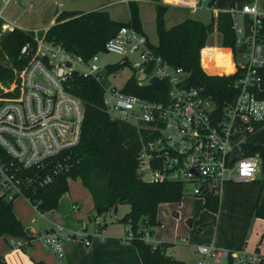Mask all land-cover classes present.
Listing matches in <instances>:
<instances>
[{
    "label": "built area",
    "instance_id": "built-area-1",
    "mask_svg": "<svg viewBox=\"0 0 264 264\" xmlns=\"http://www.w3.org/2000/svg\"><path fill=\"white\" fill-rule=\"evenodd\" d=\"M10 1L0 0V36L19 29L5 16ZM225 12L230 16L234 35V65L229 75L235 74L236 78L234 95L220 103L203 88L186 85L188 75L169 66L155 53L156 45L132 26L120 27L103 51L89 59L47 41V29L30 31L32 40L20 50L26 65L16 73L11 88L0 89V197L12 203L24 198L37 211L25 197V189L34 180L40 186L50 184L63 168L56 162L57 157L79 143L84 106L68 91L74 76L93 78L102 84V103L111 121L135 128L139 143L136 173L143 183L179 184L183 193L190 187L191 196L204 202L209 193L221 199L226 182L256 179L260 175V158L241 152L232 139L235 134L255 132L258 125L264 127V99L259 96L264 69V0H251L238 9L233 4ZM241 18L246 20V32L239 26ZM204 49L205 46L200 50L201 68L227 75L225 53L213 58L214 63L208 60L205 64ZM103 55H116L118 60L101 63ZM210 63L216 66H206ZM113 66L132 69L139 87L153 79H167L165 100L128 94L123 90L127 82L120 88L107 84L105 81L110 82L118 72H108ZM233 151L236 154L232 160ZM27 171L43 174L27 177ZM84 230L83 225L78 237L88 244ZM126 235L131 237L128 228ZM71 237L62 225L54 224L43 233L41 242L62 258V242ZM11 244L27 246L21 239L11 240ZM196 252V264H264V255L247 249V244L233 251L214 243L197 245Z\"/></svg>",
    "mask_w": 264,
    "mask_h": 264
},
{
    "label": "trees",
    "instance_id": "trees-1",
    "mask_svg": "<svg viewBox=\"0 0 264 264\" xmlns=\"http://www.w3.org/2000/svg\"><path fill=\"white\" fill-rule=\"evenodd\" d=\"M215 0H210L213 6ZM129 19L117 22L110 18L108 12L94 10L90 12L62 11L49 26L45 38L49 42L61 44L65 50L83 59H89L103 51L105 43L116 35L120 27L132 26L142 33L137 3L127 1ZM166 7L155 5V30L158 43L154 51L169 66L180 68L187 75L186 85L201 87L213 95L217 103L234 95L233 83L236 75H224L220 71L205 72L200 66V50L205 46L213 31V24H203L193 19H186L166 29L164 15ZM0 21V26H1ZM217 30L222 34L223 46H234V35L229 16L219 13ZM32 40V32L15 29L0 36V83H13L15 74L27 63L20 55L22 46ZM203 61L213 57L203 50ZM113 66L108 72L122 69ZM228 72V70H227ZM262 92L264 99V69ZM169 88L167 79H153L150 84L139 87L131 77L124 92L137 95L147 100L164 101ZM84 106L79 143L60 154L56 162L62 164V170L53 177V181L40 186L34 180L25 189V197L36 206L40 213L53 212L57 209L59 199L68 192V179H79L89 192L93 209L88 219H95L107 214L119 205H128L129 211L119 219L131 232L128 241L136 248L142 264H184L166 254L168 243L151 244L145 241L144 234L153 235L160 204H178L183 196V187L179 184H147L139 180L136 168V155L139 148L136 130L133 126L111 121L102 103L103 86L93 78L74 76L69 83V90ZM3 92L0 91V95ZM262 128L256 126L255 132ZM249 154L260 158V175L247 182H226L221 199L209 193L202 208L217 215L214 244L228 250H240L247 244L248 233L255 219L264 220V143L255 146ZM52 167V164L50 165ZM46 172L50 173L49 170ZM27 177L42 175L40 171H27ZM199 225L197 230L203 229ZM0 236L8 239L26 240L31 247L33 236H28L12 209V202L0 197ZM43 264V263H36Z\"/></svg>",
    "mask_w": 264,
    "mask_h": 264
},
{
    "label": "rangeland",
    "instance_id": "rangeland-1",
    "mask_svg": "<svg viewBox=\"0 0 264 264\" xmlns=\"http://www.w3.org/2000/svg\"><path fill=\"white\" fill-rule=\"evenodd\" d=\"M68 1L69 4L66 5V9L68 10L88 11L101 5L102 8L100 9L108 11L110 16L116 19L118 22H127L129 19L128 3L124 2L126 0ZM135 1H137L139 15L141 14L144 32L147 34L149 40L153 44H157L158 40L155 31V5L157 0ZM160 1L163 2L162 0ZM189 1L190 3L194 2V0ZM249 1L251 0H215L213 6H210V0H206V2L202 1L201 3L203 10L198 12L191 11L188 7H173L169 5L164 15V25L166 28H170L187 18L198 20L203 23H208L212 18V8H216L218 11H226L231 6V4L234 3V6L238 9L244 3H247ZM55 2H57V0H11L9 5L6 7L5 16L8 22H15L17 28L21 30L44 31L49 26L50 16L48 15V13L50 8L54 6ZM58 9L60 10L61 7H58ZM239 26L242 27L243 31L245 32L248 29L246 20H244L243 18L239 20ZM210 43L217 46L220 51L218 35L211 34ZM117 60L118 58L116 55L101 56V63H114ZM206 69L208 68L206 67ZM170 71L172 72L173 70ZM14 74L16 78V71H14ZM132 76V69L124 66L115 74L113 78L110 79V82H105L107 84H111L112 86L120 88ZM13 83H9L7 85H3L2 83H0V89L11 88L13 86ZM233 138L234 140H232V142H238V149L241 152H248L255 146L264 143V127L258 129L256 132L249 133L246 138H243V135L241 133L235 134ZM77 180L70 179L71 182H69V192L71 194L70 196L72 197L75 193L80 194V190H82L79 189L76 182H74ZM62 196L59 199L58 206L59 204H64L66 202V195L63 194ZM14 203L15 201L13 202V206L15 208L14 211L16 212V205ZM26 204L28 205V203ZM202 204L203 200L201 198H195L191 196L190 187H187L184 190L182 199L178 204H160L158 207L157 221L159 222V225L155 227L157 232L156 237L162 238V240L165 241H169L171 245L169 246L167 253L172 257L185 262L186 264H192L193 262L195 256L194 246L198 244H204L208 241L209 238L213 236L214 229L212 223L215 220V214L209 212L206 209H203ZM25 207L26 206L22 205L21 208L25 210ZM164 209L168 210V216L164 213ZM128 211V205H119L116 207V209H111L107 214L99 217L101 228L105 223L114 220L116 217H123V215ZM30 218H34L38 221L37 223L30 224L35 227L43 221L40 218V213L36 211L30 214L29 219ZM29 219L27 220L28 224ZM199 225L204 226L203 230H197V227ZM153 236L154 235H147L144 236V239L148 243H151V241L155 239ZM182 238H184L183 241ZM247 249H258L260 254L264 255V221L254 220L252 222L248 233Z\"/></svg>",
    "mask_w": 264,
    "mask_h": 264
},
{
    "label": "crops",
    "instance_id": "crops-1",
    "mask_svg": "<svg viewBox=\"0 0 264 264\" xmlns=\"http://www.w3.org/2000/svg\"><path fill=\"white\" fill-rule=\"evenodd\" d=\"M67 1L68 0H64V1L57 0L54 6L50 8L49 13H48V15L50 16L49 26H51L54 23L55 17L62 11L90 12L94 10H103V9H100L102 8L101 5L93 9H90L88 11L68 10L66 9V5L69 4V1L68 2ZM159 1L160 0H157L156 3H158ZM162 1L163 2L160 1V3H162V5L167 6L166 8H168L169 5L173 7H188L189 10L194 11V12L202 11L203 7L201 3L202 1L206 2V0H194V2L192 3H190L189 0H162ZM124 2H127V1H124ZM135 2L137 3V1ZM233 4L234 3H232L231 5ZM58 7H61V9L59 10ZM103 11H106V10H103ZM219 13L227 14L225 11H218L216 8H212L211 9V14H212L211 21L208 23H203L201 21L199 22L203 24L212 23L213 31L211 34L218 35L220 51L217 46L210 43L211 34L209 35L206 41V44H205L206 51L213 56L209 59V62L214 63L213 58L220 57L221 54L224 52L226 55V60L228 61V63L227 62L225 63V67H224L225 73L230 74L231 72H233L234 58H233L231 47L223 46L222 34L217 30V17ZM110 18L114 21H117L111 16ZM139 18H140V23L142 27V33L146 36L148 41L152 43L149 40L147 34L144 32L141 14L139 15ZM229 19H230V16H229ZM230 22H231V19H230ZM166 29H169V28H166ZM153 45H157V44H153ZM221 49H223L224 51H222ZM213 51H214V54H213ZM213 63H210L209 66L210 67L216 66ZM247 135L243 136V138H246ZM232 140H234V138ZM234 143L238 145V142L235 141ZM244 153H247V152H244ZM69 182H71L70 179H68V192L65 193L67 197L66 202L64 204H59L58 208L55 211L40 215V218L43 221L36 227L33 225H30L32 224L31 220L34 218L29 219L30 214L36 211L35 208L31 206L24 198L23 199L17 198L14 203L16 205V212H15L14 211L15 208L12 203V209H13L14 215L20 221L24 229L30 230L34 239L31 242V247L27 251H22L21 248L14 247L11 244V239H8V237L0 236V264H36V263H43V264H142L136 248L127 239L125 225L119 222V219H121L122 217L121 218L116 217L114 220L105 223L102 228L100 226L99 218L95 219L92 222L89 221L88 216L90 212H92V209H93V203H92V199H91L89 192L82 186L80 180L78 179L77 181H74V182H76L79 189H82V190H80L81 191L80 194L75 193L74 196L72 197L70 196L71 194L69 192ZM26 203H28L29 206ZM22 205L26 206L25 210L21 208ZM165 210L166 209H164V213H165ZM165 214L168 216L169 214L168 210H167V213ZM28 219H29V224L27 223ZM216 219H217V215H215V220ZM257 220L264 221L261 219H255V221ZM37 222L38 221L35 220L33 223H37ZM54 224L62 225L65 232L69 233L72 236L71 238L64 239L62 242V247H63V257L62 258L56 257L51 251L46 249L41 242V236L43 235V233L50 230ZM83 225L85 229L84 233L86 235V240L88 241V244L85 243V240L83 238L78 237V234L83 229ZM213 229H214L213 236L209 238L208 241L205 242L204 244H198V245L214 243V236H215V226L214 225H213ZM156 233L157 232L155 228L153 232V235H154L153 237L155 239L151 241V244L156 245L160 243H168L169 246L171 245L169 241H165V240H162V238L156 237ZM183 239L184 238H182V241ZM169 246L165 249V252L167 255L172 257L170 254L167 253ZM196 246H194L195 256H194L192 264H196V260L198 257L197 252H196ZM174 259L180 261L177 258H174ZM183 263L186 264L185 262Z\"/></svg>",
    "mask_w": 264,
    "mask_h": 264
},
{
    "label": "water",
    "instance_id": "water-1",
    "mask_svg": "<svg viewBox=\"0 0 264 264\" xmlns=\"http://www.w3.org/2000/svg\"><path fill=\"white\" fill-rule=\"evenodd\" d=\"M235 154H236V151H233L232 154H231L232 160L234 159ZM165 213H167V210H165ZM25 233H26L28 236H32V233L30 232L29 229H25Z\"/></svg>",
    "mask_w": 264,
    "mask_h": 264
}]
</instances>
